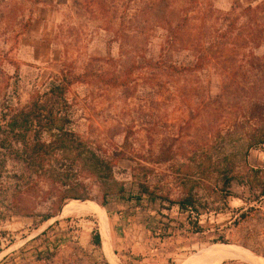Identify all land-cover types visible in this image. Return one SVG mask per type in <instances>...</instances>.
Returning a JSON list of instances; mask_svg holds the SVG:
<instances>
[{
	"label": "rangeland",
	"instance_id": "rangeland-1",
	"mask_svg": "<svg viewBox=\"0 0 264 264\" xmlns=\"http://www.w3.org/2000/svg\"><path fill=\"white\" fill-rule=\"evenodd\" d=\"M0 1V119L75 78L70 128L112 168V180L94 177L57 154L46 163L53 180L16 194L0 181V264H111L92 244L105 222L115 264H264V149L248 141L258 126L248 117L264 116L249 112L264 103L263 0H133L114 18L72 0L31 18L34 0ZM247 18L258 24L250 38ZM144 181L172 202L192 190L196 211L110 197ZM72 201L96 211L63 212ZM130 212L136 221L118 215ZM216 248L238 254L221 259L227 249Z\"/></svg>",
	"mask_w": 264,
	"mask_h": 264
},
{
	"label": "trees",
	"instance_id": "trees-1",
	"mask_svg": "<svg viewBox=\"0 0 264 264\" xmlns=\"http://www.w3.org/2000/svg\"><path fill=\"white\" fill-rule=\"evenodd\" d=\"M72 2L75 4L80 3L82 9L89 13H93V15L99 18H114L119 9H123L122 14L124 15L125 7L131 4L133 0H72ZM247 11H251V9H247ZM255 25L258 27L256 18L246 19L245 28L249 31L247 34L248 38H250V32L254 31ZM106 27H109L108 22H106ZM225 36L224 34L222 37ZM202 55L201 53L199 54L197 61H199ZM195 68H199V66ZM74 81H76L75 78L63 76L61 80L52 83L43 94L37 96L31 103L24 107L9 110L2 115L0 119V181L8 179L10 182L14 183V194L17 192L20 193L21 190H17L18 187H24L22 189L26 191L30 189L31 185H38L39 181L45 177L53 180L59 172L53 169V165L48 166L49 170H47L46 163L57 154L72 156L73 160L76 161V166L79 167L80 165V169L86 171L89 175L99 177V173L102 171L105 173L103 178L112 180V168L93 150L86 149L85 145L75 137L74 132L70 128L71 120L65 108V94L67 88L71 86ZM263 84L264 81L260 78L256 93H258V91H264ZM243 93L247 95L245 90ZM263 110L264 103L258 105L254 104L249 109V112L255 113ZM248 118H250L251 121H258V126L253 129L254 132H257L256 135L248 139L249 147L264 149V116L258 117L257 114H253ZM168 153L169 151L159 150L158 160L162 161L165 160L166 157L168 158ZM8 161H11L14 167L18 169L19 172L17 176L15 174L9 177L6 169ZM73 167H75V165L71 166V168ZM230 181L231 178L227 179L226 185H228ZM191 191L192 190L185 192V197L180 201L172 202L167 197L158 194L154 189H150L144 181L138 184V191L136 193H126L123 187L120 186L117 194L110 195V197L124 203H158L161 208L164 204H167V208L162 209L168 211L173 207H177L179 212H186L188 209L196 211ZM70 199L86 200V198L81 195L72 196ZM8 211L10 210L8 209ZM118 215L123 218H128L130 222L136 221L137 217L133 212H130L129 215L126 216L120 215V213ZM1 218H3L2 212H0V219ZM51 218V216L42 217L41 224L46 223ZM98 222L100 225L99 220ZM198 231H200V228L196 227L195 233H198ZM100 237L101 228L100 235L98 232H94L92 235V244L96 248H100ZM162 238H169V235L163 236ZM218 247L228 246L218 245ZM225 249L227 248L214 249L215 256H218L219 253Z\"/></svg>",
	"mask_w": 264,
	"mask_h": 264
},
{
	"label": "bare ground",
	"instance_id": "bare-ground-1",
	"mask_svg": "<svg viewBox=\"0 0 264 264\" xmlns=\"http://www.w3.org/2000/svg\"><path fill=\"white\" fill-rule=\"evenodd\" d=\"M79 210H83V211L87 210L90 212H95L96 207L90 203L73 202V203L69 204L68 206H66L63 209V212L72 213L73 211H79ZM101 241H102V250L104 252V255L108 258V260L110 261L111 264H115L114 261L112 260L111 256H110V252H109V248H108V226H107L106 222L103 223V225H102V240ZM235 253H237V252H235ZM235 253H233V249L232 250L227 249L220 254V258L221 259L232 258L234 255H236ZM253 264H257V262L254 261Z\"/></svg>",
	"mask_w": 264,
	"mask_h": 264
},
{
	"label": "crops",
	"instance_id": "crops-1",
	"mask_svg": "<svg viewBox=\"0 0 264 264\" xmlns=\"http://www.w3.org/2000/svg\"><path fill=\"white\" fill-rule=\"evenodd\" d=\"M34 3H35L34 4L35 11L33 12L31 18H53L52 14H53V9L55 7V0H34ZM1 6L2 4L0 1V8ZM98 219L99 221H101L100 218ZM101 240H102V229H101ZM101 245H102V241H101Z\"/></svg>",
	"mask_w": 264,
	"mask_h": 264
}]
</instances>
